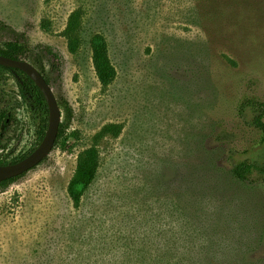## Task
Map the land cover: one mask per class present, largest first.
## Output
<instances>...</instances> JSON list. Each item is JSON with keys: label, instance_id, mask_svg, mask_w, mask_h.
I'll list each match as a JSON object with an SVG mask.
<instances>
[{"label": "rangeland", "instance_id": "obj_1", "mask_svg": "<svg viewBox=\"0 0 264 264\" xmlns=\"http://www.w3.org/2000/svg\"><path fill=\"white\" fill-rule=\"evenodd\" d=\"M74 12L84 39L75 54L65 36ZM0 20L59 56L50 88L65 102L63 138L0 189V264L122 263L111 257L122 241L108 243L120 207L126 224L140 207L146 228L168 231L179 264L186 255L196 264H264V183L239 182L230 157L261 140L240 106L264 104V0H0ZM96 34L116 71L108 88L92 64ZM1 78L9 96L17 92L2 70ZM14 117L0 146L7 163L41 143L38 112L23 104ZM109 125L121 127L118 137L102 134ZM92 147L99 168L74 209L68 187Z\"/></svg>", "mask_w": 264, "mask_h": 264}, {"label": "trees", "instance_id": "obj_2", "mask_svg": "<svg viewBox=\"0 0 264 264\" xmlns=\"http://www.w3.org/2000/svg\"><path fill=\"white\" fill-rule=\"evenodd\" d=\"M80 22V13L74 12L69 17L65 30L69 50L73 54L77 52L84 42ZM0 35L5 39V41L0 42V56L16 61L28 62L40 73L46 83L51 86L52 72L57 73L61 65L60 58L53 49L47 46L32 47L25 34L15 31L1 20ZM89 46L96 77L102 88H108L116 78V71L108 55V44L103 35L96 34L90 38ZM45 61L49 65L48 69L46 68ZM0 70L6 72L13 79L17 89L16 93H12L9 96V93L3 89L5 79H0V146H3L1 142L6 138L15 122V111L23 106V104H26L33 112H38L40 117L43 118L39 124V129L36 131L37 140L42 141L48 125V108L42 93L23 72L1 66ZM57 103L59 106H62L65 102L62 98H57ZM247 111H250L252 116L250 120L246 121L247 125L252 126L261 133L259 147L241 153L232 152L230 157L233 176L239 182L252 186L264 183V104L254 101L244 102L240 106V115L245 117ZM120 132L121 127L115 125L106 126L102 130V134H109L115 138L119 136ZM64 134L65 128L60 123L54 146H57ZM22 159L20 158L10 163L0 161V166L14 164ZM98 168L99 152L96 147L86 149L80 153L75 179L71 181L68 187V196L74 209L80 207L82 198L94 182L93 180ZM24 175L0 183V189L5 190L10 184ZM121 210L122 212H120ZM135 210L137 214H135L134 218H131L132 225L125 222V217L128 216V207H120L118 213H116V220H113L110 227L111 235L109 236L108 243L114 245L116 242L122 241L125 248L123 247L124 249L121 251H113L111 257L120 256V259H124L119 264H179L175 262L177 252L173 248L171 235L168 231H163L159 227L153 229L149 225L146 228L147 223L144 220V216L140 213L141 208L137 207ZM138 230H142L146 236L135 241L134 235ZM128 234H131L129 239H127ZM101 241L105 243L103 238ZM102 247L97 248V252H100ZM186 258L188 260H186L187 264H196L188 255H186ZM146 259L150 261L145 262ZM129 260H133L135 263H131Z\"/></svg>", "mask_w": 264, "mask_h": 264}, {"label": "water", "instance_id": "obj_3", "mask_svg": "<svg viewBox=\"0 0 264 264\" xmlns=\"http://www.w3.org/2000/svg\"><path fill=\"white\" fill-rule=\"evenodd\" d=\"M0 66L17 69L26 74L42 93L48 108V125L40 145L21 161L7 166H0V183H2L28 173L49 156L58 136L61 111L52 89L31 64L0 56Z\"/></svg>", "mask_w": 264, "mask_h": 264}]
</instances>
